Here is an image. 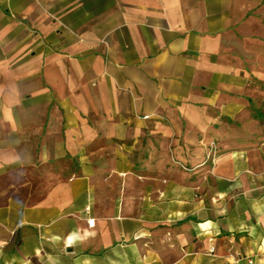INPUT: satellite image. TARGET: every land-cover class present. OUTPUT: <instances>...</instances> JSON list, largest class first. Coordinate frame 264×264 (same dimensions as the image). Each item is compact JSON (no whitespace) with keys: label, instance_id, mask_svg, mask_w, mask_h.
Listing matches in <instances>:
<instances>
[{"label":"crops","instance_id":"1","mask_svg":"<svg viewBox=\"0 0 264 264\" xmlns=\"http://www.w3.org/2000/svg\"><path fill=\"white\" fill-rule=\"evenodd\" d=\"M259 66L264 0H0V257L264 264Z\"/></svg>","mask_w":264,"mask_h":264},{"label":"built area","instance_id":"2","mask_svg":"<svg viewBox=\"0 0 264 264\" xmlns=\"http://www.w3.org/2000/svg\"><path fill=\"white\" fill-rule=\"evenodd\" d=\"M215 144L213 141L209 143L208 154L213 153ZM214 247L210 246L209 250L213 251ZM226 264H255V258L252 255L236 256L227 261Z\"/></svg>","mask_w":264,"mask_h":264},{"label":"rangeland","instance_id":"3","mask_svg":"<svg viewBox=\"0 0 264 264\" xmlns=\"http://www.w3.org/2000/svg\"><path fill=\"white\" fill-rule=\"evenodd\" d=\"M261 52V51H260ZM263 53V52H262ZM259 67H262V68H264V66H259ZM256 81V83L258 84V87L259 88H261V87H264V82H262L261 80H255ZM215 143V142H214ZM208 146H209V144H208ZM0 248H2V247H0ZM5 255V254H4ZM0 263H3V264H13V261L12 260H8V259H6V257L5 258H3V256L2 257H0Z\"/></svg>","mask_w":264,"mask_h":264}]
</instances>
